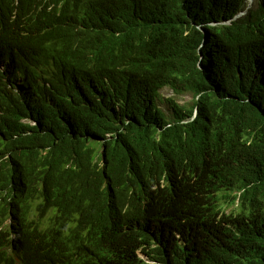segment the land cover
Segmentation results:
<instances>
[{"label":"trees","instance_id":"obj_1","mask_svg":"<svg viewBox=\"0 0 264 264\" xmlns=\"http://www.w3.org/2000/svg\"><path fill=\"white\" fill-rule=\"evenodd\" d=\"M19 1L30 17L0 6V264L10 243L28 264H93L32 201L126 200L167 169L206 220L182 242L125 235L134 264L136 241L157 264H264V0Z\"/></svg>","mask_w":264,"mask_h":264},{"label":"clouds","instance_id":"obj_2","mask_svg":"<svg viewBox=\"0 0 264 264\" xmlns=\"http://www.w3.org/2000/svg\"><path fill=\"white\" fill-rule=\"evenodd\" d=\"M246 3L248 6L247 0ZM0 6L12 22L25 15L31 16L19 0H8ZM241 14L237 17L243 16ZM39 59L41 66L50 69L57 58L50 50L42 51ZM63 60L72 68L81 65L87 71L100 66L92 59L84 62V59ZM144 176L146 180L132 189L126 200L116 196L111 189L96 204L74 198L73 203L65 206L53 198L37 197L31 203V219L46 226L59 246L64 243L80 246L90 254L93 264H134L131 246L124 247L125 235L135 238L134 232H143L155 240L156 237H166L182 242L191 237L192 231L203 226L208 213L198 209L200 200L190 189L193 180L183 175L175 176L168 169L154 174L144 173ZM10 223L11 219H8L7 228ZM136 242L137 258L145 264H157L145 253L147 246ZM5 256L13 264H28L25 254L11 243Z\"/></svg>","mask_w":264,"mask_h":264},{"label":"rangeland","instance_id":"obj_3","mask_svg":"<svg viewBox=\"0 0 264 264\" xmlns=\"http://www.w3.org/2000/svg\"><path fill=\"white\" fill-rule=\"evenodd\" d=\"M248 1V6H251L252 5V3L254 2V0H247ZM241 15H243V14H241ZM78 63V62H77ZM162 96H163V98H165V99H168V98H170V97H173V96H175L174 94V91L171 89V88H165L163 91H162ZM192 100V93H187L186 94V97L185 98H183L182 99V101H179L180 103H183V102H185V101H191ZM233 208L234 207H232V206H227V207H225V209H226V212L227 213H229V212H231L232 210H233Z\"/></svg>","mask_w":264,"mask_h":264}]
</instances>
